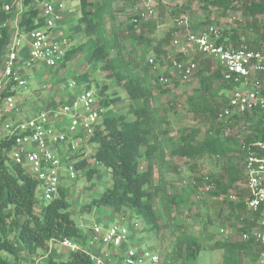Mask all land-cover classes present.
I'll list each match as a JSON object with an SVG mask.
<instances>
[{"label": "trees", "instance_id": "1", "mask_svg": "<svg viewBox=\"0 0 264 264\" xmlns=\"http://www.w3.org/2000/svg\"><path fill=\"white\" fill-rule=\"evenodd\" d=\"M46 1L53 0L25 1L26 10L19 23L23 32L43 26V20L39 16L40 9L33 3ZM78 2L80 9L78 23L83 28L84 42L68 50L65 61L59 68H65L79 55H87L88 63H101V70L105 73V77L113 79L117 85L123 87L132 102L128 109V116L132 119L124 114L117 118L107 114L92 138V142L97 144V150L91 157L95 158L97 164L111 170L113 186L99 199H94L93 203L86 208L111 207L118 214L132 210L142 218L146 229L159 233L163 227L161 222L164 218L155 208L156 200L161 201L165 218L170 221L173 210L178 204L187 200V195L172 194L166 190L165 181L159 179L156 182L155 167L164 168L169 163L168 154L173 158L189 159L190 163L205 156L226 158L227 166L223 175L209 174L200 179L203 184L207 183L213 187L207 191L212 197L225 195L237 182L246 177L245 166L242 168L240 161L246 160L252 153L264 155L263 149L253 146L257 141H264V114L255 113L236 117L228 123L218 122V113L227 102L229 86L221 70L214 69L208 62L209 59H204L201 64L199 62L194 76L199 78L201 87L188 98L187 103L190 112L209 118L213 124L204 136H200V130L192 129L181 134L174 142L168 136V132L161 130L158 109L153 106L155 90L164 94L171 93L172 75L166 70L160 72L157 77H153L146 71L142 72L134 55L126 56L122 52L117 35L111 34L106 24L107 18L114 16L116 0H78ZM199 2L200 7L205 11L212 8L224 14L230 12L236 14L240 11L246 16L247 29L255 35L252 41L244 38L243 33L236 28L226 29L222 31L218 44L262 48L264 26L259 16L264 12V0H199ZM175 11L173 9V14ZM14 17V12L6 13L0 10V21H9ZM150 22L151 20L142 22L138 26L131 22L129 30L145 28L150 25ZM210 25L215 24L207 22L206 26ZM11 40L10 26L1 27L0 73L6 47ZM175 56L181 58L177 53ZM197 57L201 61V56ZM147 65L153 69V66ZM156 65L158 66L157 59ZM160 78H167L169 82H162ZM78 83L80 84L81 80ZM104 93L105 88H102L98 95H104ZM7 94L16 93L6 90L2 96ZM115 101L117 100L105 99L101 100V103L108 108ZM241 123L249 125L251 131L248 133L245 130L242 131V146L236 147L233 139L225 136V132L227 128ZM11 144L12 142L8 139L0 138V264H18L19 254L16 243L23 244L28 254L35 256L39 251L47 252L51 240L85 241L80 228L72 218L68 189H62L60 196L54 201L43 203L40 214L36 212V208L40 205L37 197L38 182L23 174L18 167L8 164L7 153ZM232 153H239V156H233ZM144 162H146L145 167H142ZM191 166L195 168L194 164ZM79 167L88 169L87 177L90 180L98 173L97 168H91L87 160H83ZM237 194L241 196V192ZM229 202L232 215L240 212L246 205L243 197H240L238 202L230 200ZM237 218L241 222L240 214ZM248 224L250 225L247 226ZM252 227L248 222L239 227V232L250 233ZM13 235L16 238L15 241L11 238ZM256 247L257 244L255 245L253 241H223L215 244V249L224 251V264H243L242 255L247 258L252 255L253 259H256L260 255L255 250ZM201 249L198 238L188 233L177 238L169 259L173 260V264H196ZM2 252L13 256L15 262L12 263L4 258L1 255ZM49 264H91V261L86 254L75 251L57 263L50 260Z\"/></svg>", "mask_w": 264, "mask_h": 264}, {"label": "built area", "instance_id": "2", "mask_svg": "<svg viewBox=\"0 0 264 264\" xmlns=\"http://www.w3.org/2000/svg\"><path fill=\"white\" fill-rule=\"evenodd\" d=\"M26 0H0V10L14 12V27L9 21H0V28L10 26L12 40L7 45L0 73V138L12 142L8 151V164L18 167L23 174L38 182L37 192L44 203L54 201L60 191L75 184L86 169L79 167L83 160L90 161L92 138L107 115L101 100L94 90H82L62 101L56 107L39 111L24 110L16 94L2 96L3 92H26L31 70L46 67L58 69L65 61L69 40L57 35L56 28L63 17L61 1L41 3L40 18L43 26L23 32L20 18ZM137 3L131 22L136 26L156 16L157 9L165 0H133ZM264 26V12L259 16ZM176 29L185 34L176 35L172 46L181 56L171 57L170 68L182 82L193 79L199 66L198 55L214 62L228 84L227 102L219 111L217 121L228 123L233 118L264 114V44L261 49L249 46L234 47L218 44L222 29L216 25L191 30L189 18L176 20ZM148 64L157 69L155 57ZM169 82L167 78H160ZM76 82L72 83L75 88ZM253 146L264 150V141ZM247 195L244 197L246 216L241 222H255L251 232L242 234V241H253L264 248V155L250 154L244 163ZM213 187L204 184V190ZM220 200L237 202L238 196L221 195ZM260 216L256 221L255 217ZM144 228L138 220L125 219L113 223L94 221L84 234L85 241L70 239L51 240L47 256L54 247L60 246L71 252L86 254L91 264H167L158 251L138 242L139 231ZM223 232V231H222Z\"/></svg>", "mask_w": 264, "mask_h": 264}, {"label": "rangeland", "instance_id": "3", "mask_svg": "<svg viewBox=\"0 0 264 264\" xmlns=\"http://www.w3.org/2000/svg\"><path fill=\"white\" fill-rule=\"evenodd\" d=\"M53 1H61L64 4L62 15L67 16V18H74L71 26L75 27L78 33L75 32L71 35L70 23L67 21L62 23V28L65 30L62 35H65L64 38L69 40L70 50L84 42L83 28L78 23L79 2L78 0ZM33 5L39 9L42 7L39 2H34ZM136 8L137 3L133 0H116L114 16L107 18V29L111 34L117 35L121 43V50L126 56L134 55L142 68V72L146 71L151 73L153 77H157L160 72L166 70L172 75L171 93L164 94L159 90H155L154 93L153 106L158 109L161 130L168 132V136L174 142L181 134L192 129L200 130V136H204L213 122L209 118H203L190 112L187 103L188 98L200 89V80L193 78L188 82H182L179 75L171 70L169 65L171 57L176 54L175 48L172 46L173 38L175 35L185 34L183 30L177 31L176 20L181 16H187L191 30H198L206 26L207 22L215 24L222 31L236 28L243 33L244 38L253 41L255 35L250 29H247L246 16L240 11L236 14L233 12L224 14L214 8L205 11L200 7L199 0H165L158 7L156 16L151 19L149 26L130 31L129 25L136 13ZM173 9L176 10L175 14H173ZM25 10L26 7L24 6L23 11ZM62 21H64L63 17L60 22ZM11 26L14 27V23ZM88 57L87 55H79L65 68L52 70L39 67L31 70L28 76V90L23 93L16 92L21 107L30 112L39 111L48 107H56L79 91L89 89L100 93L101 89L105 88L104 95L100 94L102 100H117L107 108V114L116 118L121 114L128 116V109L132 102L124 88L117 85L113 79L105 77V73L101 70V63L89 64ZM149 57L157 59L156 70L148 67ZM203 61L204 58L201 57L200 64ZM208 62L214 68L213 60L210 59ZM37 73H42V80L35 77ZM80 80L81 83L79 84L78 81ZM73 82L77 84L75 88L71 86ZM128 117L132 119L131 116ZM244 130L248 133L251 131L250 126L241 123L235 127L227 128L225 136L233 139L236 147H239L242 146L243 135L241 133ZM90 147L91 154H95L97 144H91ZM238 154L232 153L233 156H239ZM167 159L169 163L167 162L168 164L164 168L155 167L156 182L159 179L165 181L168 192L181 196L184 193L187 195V200L178 204L173 210L170 221L165 218L162 209L163 204L160 200H156L155 208L164 218L161 222L163 227L159 233L146 229L142 218L132 210L118 214L111 207L86 208L93 203L94 199H99L106 190L113 186L111 170L97 164L93 157L90 158L89 166L98 170L93 179L90 180L87 177L88 169H86L75 184L72 186L67 184L73 220L80 228L83 236L94 221L113 223L119 221L121 217L129 221L138 220L144 228L139 231L140 239L138 242L147 248L158 251L163 258H166L167 264H173V260L169 259V256L174 251L177 238L192 233L198 238L202 247L196 264H224V251L215 249V244L223 241H241L242 234L239 232V227L243 224L238 220L237 215L240 214L244 217L247 212H245V208H242L240 212L232 215L229 200H220L218 196L212 197L210 193L204 190V184L200 182V179L209 174L223 175L226 170L227 159L205 156L197 159L194 163H190L189 159L173 158L169 154ZM244 161L245 159L240 161L242 168ZM145 164L146 162L142 164V167H145ZM191 164H194L195 168ZM245 180L242 179L237 182L234 188L225 195L235 193L238 196L237 200L240 197L244 198L247 195ZM238 192H241V196L237 194ZM37 197L40 200V205L36 208V212L40 214L41 205L44 202L39 191ZM11 238L13 241L16 239L14 235ZM16 245L19 254L18 264H49L50 260L57 263L69 256V250L60 246H55L53 254L49 257L45 251H39L37 255L31 256L23 244L16 243ZM255 250L260 253L259 257L253 259L252 255L250 258L242 255L243 264H264V255L262 256L264 248L257 245ZM1 255L12 263L15 262L13 256L5 252H2Z\"/></svg>", "mask_w": 264, "mask_h": 264}, {"label": "crops", "instance_id": "4", "mask_svg": "<svg viewBox=\"0 0 264 264\" xmlns=\"http://www.w3.org/2000/svg\"><path fill=\"white\" fill-rule=\"evenodd\" d=\"M80 17V16H79ZM63 18H64V21H62V22H59V24H58V26H57V28H56V32H57V35H61V36H63L62 35V33H64L65 32V30L62 28V23H64L65 21H67V23H70V28H71V35H73L75 32H77L78 33V31L76 30V28L75 27H73V26H71L72 24H73V21H74V18H67V16L65 17V15H63ZM79 19V18H78ZM13 20H14V18L12 19V22H11V24H13L14 22H13ZM75 28V29H74ZM65 36V35H64ZM70 38H72V37H70ZM42 73H37L36 75H35V77L37 78V79H41L42 80V75H41ZM72 96V95H71ZM71 96H69V97H71ZM68 97V98H69ZM255 219H256V221H259L260 220V216L258 215V216H256L255 217ZM252 226L253 227H255V222L254 223H252ZM252 227V228H253ZM242 241V240H241ZM244 242V241H243ZM264 255V253L262 254V256Z\"/></svg>", "mask_w": 264, "mask_h": 264}]
</instances>
